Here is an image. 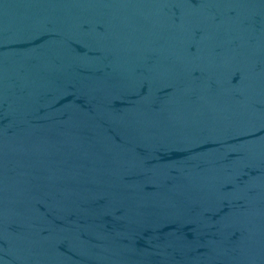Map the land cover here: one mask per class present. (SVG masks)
I'll return each mask as SVG.
<instances>
[{"label":"water","instance_id":"water-1","mask_svg":"<svg viewBox=\"0 0 264 264\" xmlns=\"http://www.w3.org/2000/svg\"><path fill=\"white\" fill-rule=\"evenodd\" d=\"M0 264H264V0H0Z\"/></svg>","mask_w":264,"mask_h":264}]
</instances>
